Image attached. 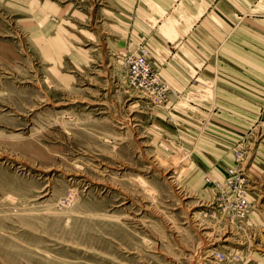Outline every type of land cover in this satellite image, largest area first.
I'll return each instance as SVG.
<instances>
[{"label": "rangeland", "instance_id": "rangeland-1", "mask_svg": "<svg viewBox=\"0 0 264 264\" xmlns=\"http://www.w3.org/2000/svg\"><path fill=\"white\" fill-rule=\"evenodd\" d=\"M138 3L0 0V264H264L255 23L157 103L126 80Z\"/></svg>", "mask_w": 264, "mask_h": 264}, {"label": "crops", "instance_id": "crops-1", "mask_svg": "<svg viewBox=\"0 0 264 264\" xmlns=\"http://www.w3.org/2000/svg\"><path fill=\"white\" fill-rule=\"evenodd\" d=\"M251 1L255 3V13L251 12ZM138 2L141 10L140 14L135 15L136 33L133 36L132 22L130 37H136L138 46L142 45L148 49L150 63L168 85L171 98L206 96L197 88L202 82L209 81L203 78L201 73L211 72L206 69L208 66L220 62L226 64L217 60L218 51L225 53L222 57H230V51H234L236 45L242 44V48L246 49V42H251L252 33L251 25L246 26V23H255L254 28L258 30V49L261 54L264 50V0ZM236 18L240 21L239 24ZM246 18L253 20L246 22ZM259 65H263L261 59ZM260 79L264 80L261 77ZM199 107L202 108V105Z\"/></svg>", "mask_w": 264, "mask_h": 264}, {"label": "built area", "instance_id": "built-area-1", "mask_svg": "<svg viewBox=\"0 0 264 264\" xmlns=\"http://www.w3.org/2000/svg\"><path fill=\"white\" fill-rule=\"evenodd\" d=\"M126 80L129 87L144 91L157 103L168 101L170 89L161 79L150 63V54L145 46H138L135 51L126 57ZM230 177L228 183L232 182L233 170H229ZM239 213L244 215L247 212V200H240Z\"/></svg>", "mask_w": 264, "mask_h": 264}]
</instances>
